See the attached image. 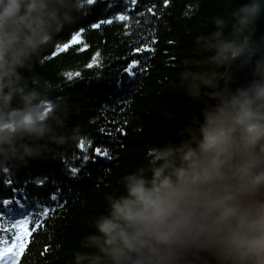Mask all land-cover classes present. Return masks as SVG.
<instances>
[{
  "label": "clouds",
  "instance_id": "9594fccd",
  "mask_svg": "<svg viewBox=\"0 0 264 264\" xmlns=\"http://www.w3.org/2000/svg\"><path fill=\"white\" fill-rule=\"evenodd\" d=\"M83 5L0 0V171L79 138L67 97L35 68ZM262 13L264 0H249L195 38L206 54L180 78L199 110L120 178L122 194H105L75 264H264V46L252 40ZM233 66L251 78L238 83Z\"/></svg>",
  "mask_w": 264,
  "mask_h": 264
},
{
  "label": "trees",
  "instance_id": "16d2710c",
  "mask_svg": "<svg viewBox=\"0 0 264 264\" xmlns=\"http://www.w3.org/2000/svg\"><path fill=\"white\" fill-rule=\"evenodd\" d=\"M248 2L84 3L79 22L61 34L35 68L57 87L54 95L67 97L70 113L66 125L69 130L78 125L79 138L66 148L52 145L55 152L46 158L32 159L10 172L0 171V203L13 193L24 205H30L29 211L21 214L22 219L43 221L20 264H75L74 254L81 250L79 242L94 231L91 225L95 217L107 210L105 194H122L120 178L143 165L150 146L162 144L184 119L199 110L200 105L185 94L180 78L186 60L206 54L196 46L195 38L213 30V17L226 16ZM124 3L129 4L128 11L123 9ZM110 6L116 9V15ZM120 14L129 19L118 21ZM108 19L113 22L101 23ZM97 23L101 26L94 28ZM78 31L88 47L75 44L58 52L57 48ZM144 46L154 50L136 51ZM97 52L100 63L88 67ZM133 61H139V67L130 74L126 70ZM74 72L80 75L69 79L67 74ZM88 140L92 142L87 148L88 158L81 160L84 153L78 143ZM98 146L106 148L111 158L95 156ZM73 166L79 168L76 174L71 173ZM44 209L55 211L40 216ZM4 216L0 209V218ZM7 221L4 226L13 223L12 218Z\"/></svg>",
  "mask_w": 264,
  "mask_h": 264
},
{
  "label": "snow or ice",
  "instance_id": "6c2138e0",
  "mask_svg": "<svg viewBox=\"0 0 264 264\" xmlns=\"http://www.w3.org/2000/svg\"><path fill=\"white\" fill-rule=\"evenodd\" d=\"M96 0H84V3L86 5L92 6ZM135 2V0H133ZM168 0H165V5H167ZM149 11H152V9H149ZM155 14V13H153ZM116 19L120 22H124L127 19H129L126 15L120 14L116 17ZM112 19H108L105 21H102L101 23H112ZM101 23L94 24V28H99L101 26ZM155 43V41H153ZM75 44L82 45L83 49H86L88 46L86 43H84L82 39V32L78 31L74 35L71 36V39L68 42H65L62 47H58L57 51H67L69 48H71ZM154 49H151L147 46L141 47L136 49L137 52H145V51H153ZM100 63V54L97 52L92 62L88 65V67H93L94 65ZM139 67V61H133L132 64L129 66V68L126 70L130 74L132 73V69ZM68 78L71 79L73 76H79V72L74 73H68ZM92 142L90 140L88 141H80L78 143V148L81 152L84 153L82 157H79L81 160L88 158L87 157V148L91 147ZM94 155L95 156H104L111 158L109 151L106 148L102 147H96L94 149ZM79 171V168L76 166H73L71 168V173L76 174ZM52 199H56L55 196L52 197ZM8 202L5 201V204ZM59 206V205H58ZM54 212L55 209H44L41 213H39L40 216L47 217L49 215V212ZM43 226V221L40 219L34 218H25L18 221H15L13 223H10L7 226H4L2 224V218H0V264H20V259L23 256V254L26 252L29 243L31 242V238L33 234L37 231L38 228H41ZM7 233V235H5ZM47 247L45 248V252H47Z\"/></svg>",
  "mask_w": 264,
  "mask_h": 264
},
{
  "label": "water",
  "instance_id": "95a60500",
  "mask_svg": "<svg viewBox=\"0 0 264 264\" xmlns=\"http://www.w3.org/2000/svg\"><path fill=\"white\" fill-rule=\"evenodd\" d=\"M252 40L257 44L264 46V13H262L259 19L255 22ZM230 71L233 74L234 80L238 81V83L242 84L251 78L249 69L241 70L236 66H233ZM235 86L237 85L233 84V87Z\"/></svg>",
  "mask_w": 264,
  "mask_h": 264
},
{
  "label": "bare ground",
  "instance_id": "6f19581e",
  "mask_svg": "<svg viewBox=\"0 0 264 264\" xmlns=\"http://www.w3.org/2000/svg\"><path fill=\"white\" fill-rule=\"evenodd\" d=\"M132 4H134V6H137L138 3H132ZM86 6H89V5H86ZM108 8L111 9V12L113 13V15H116V9L115 8H113L111 6ZM123 9L128 11L130 9L129 4L124 3ZM6 201L8 202L7 204H5V201L0 203V209L5 214L4 218H2V220L4 221V223H2V224H6L8 222L7 220L10 218V215L8 213H13V214L18 215L19 213L22 214L26 211H29L30 205H28V204L24 205L17 197H15V195L13 193L10 196L9 195L6 196ZM5 221H7V222H5Z\"/></svg>",
  "mask_w": 264,
  "mask_h": 264
},
{
  "label": "rangeland",
  "instance_id": "374dc122",
  "mask_svg": "<svg viewBox=\"0 0 264 264\" xmlns=\"http://www.w3.org/2000/svg\"><path fill=\"white\" fill-rule=\"evenodd\" d=\"M25 196H27V195H25ZM9 214L16 215V214H13V213H9Z\"/></svg>",
  "mask_w": 264,
  "mask_h": 264
}]
</instances>
